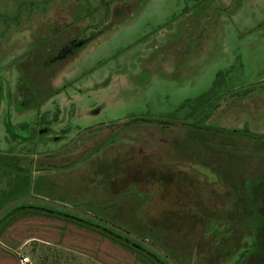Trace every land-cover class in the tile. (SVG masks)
<instances>
[{"label": "rangeland", "instance_id": "1", "mask_svg": "<svg viewBox=\"0 0 264 264\" xmlns=\"http://www.w3.org/2000/svg\"><path fill=\"white\" fill-rule=\"evenodd\" d=\"M218 81L211 107L186 121L183 105ZM0 155L34 159L15 163L28 178L11 170L14 190L0 169V204L75 208L157 239L181 264L252 251L246 264H263L264 0H0ZM75 230L32 264H145Z\"/></svg>", "mask_w": 264, "mask_h": 264}, {"label": "trees", "instance_id": "2", "mask_svg": "<svg viewBox=\"0 0 264 264\" xmlns=\"http://www.w3.org/2000/svg\"><path fill=\"white\" fill-rule=\"evenodd\" d=\"M219 81L215 84V88L213 90H211L208 94L198 98L196 101H194L193 103L191 102H186L182 109H190V112L188 114V118L186 119V121L188 119H192L193 116H196L197 113H203L206 111L207 108H210L211 105L210 104L211 100L215 97V89H217L218 85H219ZM197 113L196 111L198 109H200ZM202 114H200L199 116H201ZM185 121V122H186ZM142 122H147L143 119H134L133 124H140ZM150 124H157V125H169L168 121H153V122H149ZM193 122L192 124H189L191 126H194ZM39 124L42 125V127L44 126V129H42L41 133H45L47 131L46 126H48L50 123H48V121H45V119H41V121L39 120ZM181 125H188V123H182ZM26 127V126H25ZM202 130H210V128H200ZM25 134L28 135V133L25 132V129L23 128V130ZM219 131V130H216ZM22 133V134H24ZM226 133H230L228 131H226ZM232 134V133H231ZM234 134L236 135H241V136H245L246 138H249V136L247 137L246 132H240V131H234ZM18 135V134H16ZM101 145V144H100ZM100 145H98L95 149L89 150L87 154L93 153L94 151H96L97 149H99ZM1 156V155H0ZM85 156H81L80 158H84ZM21 158H24L23 160H21ZM11 157L8 155H2L0 157V169H3L5 172H7V169H10L8 172V175L6 176V178L8 177L9 180L13 181L14 183L13 186H11V188H8L9 190H14L18 188V181L15 182V180L17 179L16 177L14 178L11 174V170H16L17 172H21L22 173V180H26L27 177V173L28 170L25 169L22 165H17L15 164L16 162L19 161V159L22 162H27L29 167H32L34 165V159H29L28 157ZM80 158H78L77 160H79ZM76 160V161H77ZM14 161V162H12ZM73 164V163H72ZM70 165H65L63 167H59V168H68ZM57 168V167H56ZM38 170H41L39 168H37ZM19 170V171H18ZM43 170V169H42ZM13 178H12V177ZM241 189V188H239ZM235 201L233 200L234 204L237 205V207L241 204L238 200L241 199V196L243 195L242 192H239V190L237 189V191L235 192ZM245 195V194H244ZM248 198V197H247ZM17 199V197H13V198H5L2 199L3 201L0 204V210L7 205L8 203H10L11 201ZM244 199V197H243ZM249 201V200H248ZM234 205V206H235ZM240 207V206H239ZM238 211V209H236ZM24 216H45L48 218H53V219H58V220H63L69 224H73L75 226H78L80 228L85 229L86 231L92 232L94 234H97L99 236H101L102 238L106 239L109 243H111L112 245L114 244L115 246L118 245L120 246L122 249H124L126 252L134 255L136 258L140 259L143 263L145 264H168L167 262H165V260H163L161 257H159L158 255H156L155 253L149 252L148 250H146L143 246H141L139 243H137L136 241L124 236L123 234L117 233L116 231L108 228L107 226L103 225V224H99L97 222L82 218L81 216L78 215H73L70 214L68 212L62 211L60 209H55L49 206H45V205H41V204H34V203H25V204H21L18 205L14 208H12L11 210H9L4 218L0 221V230L6 226L10 221H13L14 219L20 218V217H24ZM241 220V219H240ZM236 229V228H235ZM135 234V233H134ZM140 234V233H138ZM136 234V235H138ZM141 235V236H140ZM138 235L139 237L143 238V239H148L149 242L153 245H155L156 247H158L159 249H161L164 253H166L171 259H173L177 264H181L179 262V260L176 258L174 251H168L164 245H162L157 239L155 240L154 238H152L151 236H145L143 234ZM143 236V237H142ZM264 236V234H263ZM145 239V240H146ZM253 241V247H256V244L254 243L255 239H252ZM168 252V253H167ZM143 253L145 254V259L141 258ZM255 251H252L251 254H247V253H243L240 261H238L237 264H246L247 261H245L247 255H256ZM171 256H170V255ZM249 257V256H248ZM245 259V260H244ZM179 263H178V262ZM264 264V262H263Z\"/></svg>", "mask_w": 264, "mask_h": 264}, {"label": "crops", "instance_id": "3", "mask_svg": "<svg viewBox=\"0 0 264 264\" xmlns=\"http://www.w3.org/2000/svg\"><path fill=\"white\" fill-rule=\"evenodd\" d=\"M24 219H26V220L30 219L32 221H35V220H46V221L47 220H49V221L53 220L54 222L63 224L62 228L60 227L63 231H61L60 234H57L54 231V229L49 230L47 228V226H45V225L44 226L46 227V230L44 231L45 228L40 226L44 223H41V222H31V224H33V223H41V224H39L37 226L35 225L36 227H34V230L30 231V230L24 229L23 226L25 224H21L22 222H19V221H22ZM70 226L72 228L76 229L75 231H86L83 228H80V227L75 226L73 224H69L63 220L48 218L45 216H24V217L14 219L13 221H10L6 226H4L0 230V264H21L20 260L22 257H28V258L30 256L36 257L40 254L39 253L40 251H43L46 249L49 251V249H50L49 246H52L54 243L55 244L52 247L56 246V244H58L59 240L66 242L67 239H66V237L63 236V234H70L68 231V227H70ZM72 232H74V231H72ZM13 239L14 240L21 239L22 241L24 240V242L14 245L11 243V241L14 242ZM12 245H14V246H12ZM43 245H45V246H43ZM21 249H22L23 254L18 252V250H21ZM16 258L19 259L18 262L16 261ZM31 264H32V262H31ZM37 264H61V263H57V262L49 260V261H42V262L39 261V263H37ZM67 264H81V263L69 261Z\"/></svg>", "mask_w": 264, "mask_h": 264}, {"label": "water", "instance_id": "4", "mask_svg": "<svg viewBox=\"0 0 264 264\" xmlns=\"http://www.w3.org/2000/svg\"><path fill=\"white\" fill-rule=\"evenodd\" d=\"M25 203H34V204H41V205L49 206V207H52V208H55V209H60L62 211L68 212V213L73 214V215L81 216L82 218L97 222L99 224H103V225L107 226L108 228L116 231L117 233L123 234L124 236L136 241L137 243H139L141 246H143L149 252L155 253L156 255L161 257L168 264H177L173 259H171L161 249H159L155 245L151 244L147 240L139 237L138 235H136L134 233L126 231L123 228H121L119 226H116L115 224H113L111 222H108L106 220L100 219V218H98L96 216H93L91 214L84 213V212H82L80 210H77L75 208L66 207V206H63V205H60V204H56V203H53V202H50V201L42 200V199H39V198L22 197V198H19V199L11 201L10 203L5 205L0 210V221L4 218L5 214L9 210H11L12 208H14V207H16L18 205L25 204Z\"/></svg>", "mask_w": 264, "mask_h": 264}, {"label": "built area", "instance_id": "5", "mask_svg": "<svg viewBox=\"0 0 264 264\" xmlns=\"http://www.w3.org/2000/svg\"><path fill=\"white\" fill-rule=\"evenodd\" d=\"M21 264H31V261L28 257H22L20 260Z\"/></svg>", "mask_w": 264, "mask_h": 264}, {"label": "flooded vegetation", "instance_id": "6", "mask_svg": "<svg viewBox=\"0 0 264 264\" xmlns=\"http://www.w3.org/2000/svg\"><path fill=\"white\" fill-rule=\"evenodd\" d=\"M42 131V130H41Z\"/></svg>", "mask_w": 264, "mask_h": 264}]
</instances>
